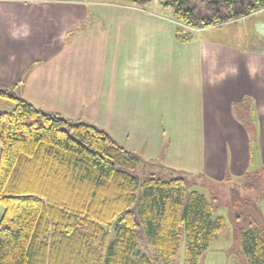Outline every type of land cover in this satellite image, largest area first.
Masks as SVG:
<instances>
[{"label": "crops", "instance_id": "obj_1", "mask_svg": "<svg viewBox=\"0 0 264 264\" xmlns=\"http://www.w3.org/2000/svg\"><path fill=\"white\" fill-rule=\"evenodd\" d=\"M92 3L0 0V88L142 164L217 183L264 172V11L184 43L171 16Z\"/></svg>", "mask_w": 264, "mask_h": 264}, {"label": "trees", "instance_id": "obj_2", "mask_svg": "<svg viewBox=\"0 0 264 264\" xmlns=\"http://www.w3.org/2000/svg\"><path fill=\"white\" fill-rule=\"evenodd\" d=\"M159 3L172 10L184 43L191 34L181 25L219 28L264 11V0ZM0 98L14 105L0 112V264H171L182 238L186 264H198L224 229L183 179L134 174L142 160L98 127L43 112L12 90L0 89ZM240 246L248 264H264L262 227L249 225Z\"/></svg>", "mask_w": 264, "mask_h": 264}, {"label": "rangeland", "instance_id": "obj_3", "mask_svg": "<svg viewBox=\"0 0 264 264\" xmlns=\"http://www.w3.org/2000/svg\"><path fill=\"white\" fill-rule=\"evenodd\" d=\"M90 1H95V3L86 5L88 12L91 8H97L103 4H115L116 6L131 4L138 10L142 9L148 13L173 17L172 10L169 7H163L159 0H150L140 5H134L129 0ZM194 7L200 18L207 17L208 13L206 14L203 6L195 5ZM221 11L223 15L227 13L225 8H222ZM248 22H243L242 26L239 25L242 22L237 23L236 30L242 27L247 29L245 24H248ZM226 25L222 27L223 30H227L225 32H228L229 29H226ZM180 27L186 32H190V34L195 32V29L185 28L183 25ZM222 27H219L220 30H222ZM0 89L2 90V88ZM13 107L11 100L0 98V112L9 111ZM134 174L141 179L150 175L166 180L183 179L189 192L197 191L206 197L212 205L215 217H223L224 229L208 244L207 249L199 258L198 264H248L247 257L243 254L240 246V235L248 229L249 225H258L264 229V172L252 173L241 181L226 180L217 183L187 171L164 168L158 163H143ZM3 213L4 209L0 205V219ZM147 250V254H153L152 247L148 246ZM141 251H144V248H141ZM171 264H186L185 241L183 238L178 253Z\"/></svg>", "mask_w": 264, "mask_h": 264}]
</instances>
